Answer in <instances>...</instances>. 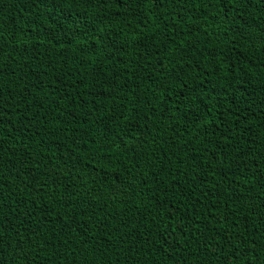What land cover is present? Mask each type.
Listing matches in <instances>:
<instances>
[{"label": "trees", "instance_id": "trees-1", "mask_svg": "<svg viewBox=\"0 0 264 264\" xmlns=\"http://www.w3.org/2000/svg\"><path fill=\"white\" fill-rule=\"evenodd\" d=\"M0 264H264V0H0Z\"/></svg>", "mask_w": 264, "mask_h": 264}]
</instances>
